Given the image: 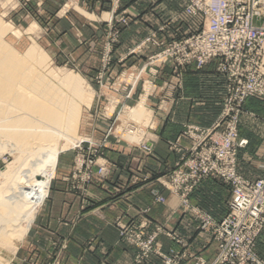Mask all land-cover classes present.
<instances>
[{"label": "rangeland", "instance_id": "rangeland-1", "mask_svg": "<svg viewBox=\"0 0 264 264\" xmlns=\"http://www.w3.org/2000/svg\"><path fill=\"white\" fill-rule=\"evenodd\" d=\"M83 1L84 4L77 5L74 0H0V42L12 55L24 60V69L30 70L28 73L29 75L30 73L33 74L32 78L35 75L34 79L41 78L46 83H52L54 87H60L59 89L66 98L74 99V103L77 105V113H79V115L77 114L78 118L76 117L78 120L75 121L76 124L74 123L75 126H71L64 119L62 125L57 128L58 132L56 133L58 134H55L51 141L36 140L32 143L33 147L31 149L34 150L35 147L42 146V152L45 150L46 154H51L53 151L58 152L55 173L59 159L68 156L72 161V187L86 194L88 186L94 182L96 175L105 179L113 169L112 162L105 156V150L110 145L124 144L130 149L138 150L140 154L145 156L153 154L156 119L150 98L155 95L159 87L157 81L163 70L169 67L171 74L166 75L163 79L164 83L161 85L164 88L165 97L158 104L160 110L162 108L164 110L168 102L170 89L176 90L182 87L184 68L176 71L171 64L159 65L157 61L158 51L153 49L157 48V42H165L158 36V31L160 29L164 30V27L159 30H152L136 42L133 40L127 42V37H125L126 43H124L123 31L138 19H141L142 16L133 11L130 6L123 7V0H101L106 2V7L109 9L107 11L103 10V12L109 14L103 16V12H100L94 16L91 15L92 11L88 10L87 1ZM200 22L201 19L198 20L199 24ZM31 47L34 52L36 50L34 53L35 58L34 56H31V58L28 54V51L32 49ZM134 56L137 58L131 65L125 64L129 58ZM138 56L142 57L140 63L141 58H138ZM67 76L74 77L78 81L76 90L63 84V79ZM107 78L113 79V81L106 84L105 80ZM102 90L109 93L107 99L106 97H100ZM122 91H126L125 101L120 102L115 94ZM96 92L99 97H95ZM135 98H137L136 101H134ZM253 98L257 101L262 100L261 97ZM135 109L142 112L137 118L133 117L132 114ZM91 110H95L93 117L90 116L92 114ZM253 119L264 122V105H258L254 102L248 107L245 102V113L240 118L238 131L239 137L246 140L247 145L249 140L241 136L240 127L249 125ZM69 124L70 128L68 127ZM190 126L207 128L196 124H186L181 132V138L189 141L187 149L182 148L176 141L168 142L169 150L177 152L180 156L173 167L165 168L158 176V182L176 198L183 213L191 216L197 222V228L201 232L211 234L203 228L205 216H210L215 222L220 221H216L210 213L193 205L191 195L204 180L209 178L229 184L221 178L210 176L200 180L189 192L185 190L176 192L172 180L176 172L185 168L188 170L187 167H184V163L191 158L194 145L198 144V139L189 137L190 134L186 132ZM51 147L52 152L50 151ZM242 149H239L238 152L237 171L239 154ZM46 154L36 152L30 157V160L37 163L35 173H30V176L34 177L32 181L46 180L45 174L50 171L51 165L48 160H44ZM25 155L13 145L12 141L0 142V187H2L0 188V195L2 193L10 196L12 188H15L13 175L15 178L18 171V173L27 171L25 170L26 165H21ZM42 160H44V163ZM152 178L153 176L139 178L137 175H132L129 186L134 187L147 183ZM229 187L231 188L230 185ZM15 189L13 193L18 191L17 188ZM153 196L156 202H166V198L160 195L156 189L153 190ZM159 198H163L164 201H160ZM44 202L38 206L34 220L25 234L22 236H18L19 233L15 234V231H18L14 229L15 227L12 228L11 233L9 231L11 248L6 249L0 245V260L4 264H35L32 258L18 261L16 256L19 254L22 241L33 226ZM148 211L147 208L143 213L146 214ZM124 225L134 230L139 227L143 228L145 240L153 239L154 249H160L164 254L165 258L152 254L159 256L163 264H166L167 259L171 260L172 264H183V260L190 256L184 250L172 249L166 253L158 244L159 236L166 235L173 241L184 245L177 231L168 229L158 223L152 227L147 219L139 223L133 221L125 223L122 218H118L115 221V226L119 230L121 240L136 249L132 264H138L136 260L138 249L121 235V226ZM21 226L25 227L26 224L23 222L19 225V227ZM66 250L67 241H59L56 251L50 254L46 264H64ZM199 258L202 257H196L194 264L197 263ZM147 260L141 264H144Z\"/></svg>", "mask_w": 264, "mask_h": 264}, {"label": "crops", "instance_id": "crops-1", "mask_svg": "<svg viewBox=\"0 0 264 264\" xmlns=\"http://www.w3.org/2000/svg\"><path fill=\"white\" fill-rule=\"evenodd\" d=\"M74 1L77 5L84 4L83 0ZM86 1L88 10L92 11L91 15L96 16L103 10H109L106 2L101 0ZM185 4L186 0H123V7L130 6L142 16L123 31V40L127 37V42H136L161 27L164 30L160 29L158 36L165 43L198 31L199 19L185 13ZM102 14L104 16L109 13L104 11ZM153 50L158 51L159 48ZM135 58H129L125 64L131 65ZM138 58H141L140 63L142 57ZM168 74H171V69L166 67L157 81L159 87L155 95L150 98L156 119L153 154L145 156L124 144L110 145L105 150V156L112 162L113 169L105 179L96 175L86 194L72 187L71 159L68 156L59 159L49 195L22 241L16 256L18 261L32 258L35 264H46L50 254L56 251L58 242L67 241L64 264H132L136 249L121 240L115 226L118 218H122L125 223H139L147 219L152 227L158 223L177 231L184 245L166 235L159 236L158 244L166 253L172 249L188 253L190 256L183 260V264H194L196 257L206 261L215 258L217 244L212 235L201 232L197 222L183 213L176 198L158 182V176L179 160L180 155L169 150V141H176L184 149L189 146V141L181 138L186 124L209 127L218 118L225 97V79L217 72L215 61L202 69H197L193 63L184 68L182 87L170 89L166 107L160 110L158 104L165 97L161 85ZM105 81L110 84L113 79L107 78ZM125 92L115 94L120 102L125 101ZM100 95L106 99L109 97L106 90H102ZM95 97H99L97 92ZM261 99L257 101L249 98L246 106L254 102L264 105V97ZM94 111L91 110V117ZM240 134L249 143L239 154V174L248 180L263 178L264 122L251 120L249 125L240 127ZM132 175L153 178L147 183L130 187ZM155 189L166 198L165 203L155 201ZM231 194L229 185L209 178L194 190L191 202L210 213L216 221H221L229 211ZM147 208L149 211L144 214ZM257 253L264 260V231L257 244ZM144 264H163V261L159 256L152 255Z\"/></svg>", "mask_w": 264, "mask_h": 264}, {"label": "built area", "instance_id": "built-area-1", "mask_svg": "<svg viewBox=\"0 0 264 264\" xmlns=\"http://www.w3.org/2000/svg\"><path fill=\"white\" fill-rule=\"evenodd\" d=\"M184 10L201 19L200 30L168 43L157 42V61L171 64L176 71L193 63L202 69L215 61L225 79V97L211 126L187 128L198 144L184 163L188 170L172 177L173 185L176 192H189L200 180L213 176L232 188L226 217L220 222L210 216L204 220L203 228L211 232L217 254L212 262L199 258L196 264H264L257 253L264 231V177L248 180L237 171L239 149L247 145L238 131L245 102L264 97V0H186ZM143 234V228L121 226V235L138 249V264L152 254L165 258L160 249H154V240H145ZM166 264L172 261L167 259Z\"/></svg>", "mask_w": 264, "mask_h": 264}, {"label": "bare ground", "instance_id": "bare-ground-1", "mask_svg": "<svg viewBox=\"0 0 264 264\" xmlns=\"http://www.w3.org/2000/svg\"><path fill=\"white\" fill-rule=\"evenodd\" d=\"M35 52L32 48L28 54L31 57ZM24 67V60L12 55L0 42V142L12 141L14 146L26 154L22 156L24 161L21 165L27 167L26 172L18 171L15 178L13 175L12 184L18 191L13 193L16 190L13 187L10 196L2 193L0 195V245L6 249L11 248L12 228L18 230L15 231V234L19 233L18 236H22L29 229L38 206L48 195L50 182L55 174L58 152L53 151L51 147L50 151L53 152L46 154L45 150L42 152V146H34L35 149L32 150V143L36 140L51 141L54 135L58 134L57 128L62 125L64 119L72 126L78 120L77 114L79 115L74 99L66 98L60 87H54L52 83L53 86L41 78L34 79L35 75L32 78L33 74L29 75L30 70ZM63 81L65 86L75 90L78 87V81L74 77L67 76ZM132 114L137 118L142 112L135 109ZM36 152L46 154L44 160L51 163L50 171L45 174L46 180L40 182L32 181L34 177L30 176V173H35L37 164L30 160V157ZM23 222L26 226L19 227ZM0 264L4 263L0 260Z\"/></svg>", "mask_w": 264, "mask_h": 264}]
</instances>
